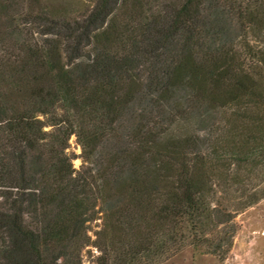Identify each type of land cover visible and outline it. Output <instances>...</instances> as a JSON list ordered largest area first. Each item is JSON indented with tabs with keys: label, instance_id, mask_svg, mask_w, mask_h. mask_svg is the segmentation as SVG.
Wrapping results in <instances>:
<instances>
[{
	"label": "trees",
	"instance_id": "obj_1",
	"mask_svg": "<svg viewBox=\"0 0 264 264\" xmlns=\"http://www.w3.org/2000/svg\"><path fill=\"white\" fill-rule=\"evenodd\" d=\"M88 1L0 0V264L224 259L264 198L240 173L264 155V0Z\"/></svg>",
	"mask_w": 264,
	"mask_h": 264
},
{
	"label": "rangeland",
	"instance_id": "obj_2",
	"mask_svg": "<svg viewBox=\"0 0 264 264\" xmlns=\"http://www.w3.org/2000/svg\"><path fill=\"white\" fill-rule=\"evenodd\" d=\"M44 3L46 1H43ZM50 4L61 5L73 16H79L83 12L91 8V3L88 0H50ZM234 122L225 123L226 131H223V137L231 145L232 142L241 141L249 129L245 127L239 128L237 131H230ZM175 133L182 131L181 125L174 127ZM258 137H262L259 141L264 147V136L260 132ZM80 147L76 144L75 137L72 136L69 140L68 153L74 157L72 163L75 169H79L81 165ZM264 153V148L261 150ZM245 163L244 170L241 169V179H251L252 184L246 186L248 193L251 187L256 185L260 189H264V155H259ZM248 183V180H245ZM250 188V189H249ZM231 188L225 198H220L221 205L229 206L235 204L233 199L237 198L239 192H235ZM229 200V201H228ZM231 200V201H230ZM229 210L233 213L234 206H230ZM233 223L236 227V232L233 236L232 246L225 258L220 260L218 257L198 253L191 246L184 247L179 253L165 260L157 262V264H264V198H261L256 203L249 207L233 213ZM101 219H96L89 224L88 236L91 241L95 239V232L100 229ZM99 252L93 244L86 246L81 251L82 264H92Z\"/></svg>",
	"mask_w": 264,
	"mask_h": 264
}]
</instances>
